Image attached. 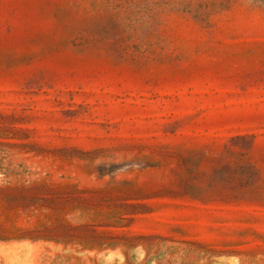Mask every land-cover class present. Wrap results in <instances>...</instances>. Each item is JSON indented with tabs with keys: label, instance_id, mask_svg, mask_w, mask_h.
Wrapping results in <instances>:
<instances>
[{
	"label": "rangeland",
	"instance_id": "obj_1",
	"mask_svg": "<svg viewBox=\"0 0 264 264\" xmlns=\"http://www.w3.org/2000/svg\"><path fill=\"white\" fill-rule=\"evenodd\" d=\"M0 264H264V0H0Z\"/></svg>",
	"mask_w": 264,
	"mask_h": 264
}]
</instances>
